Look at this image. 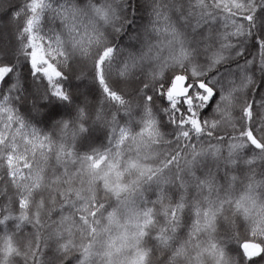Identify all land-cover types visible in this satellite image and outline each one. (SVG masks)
Here are the masks:
<instances>
[{"label":"snow or ice","instance_id":"6c2138e0","mask_svg":"<svg viewBox=\"0 0 264 264\" xmlns=\"http://www.w3.org/2000/svg\"><path fill=\"white\" fill-rule=\"evenodd\" d=\"M0 264H264V0H0Z\"/></svg>","mask_w":264,"mask_h":264}]
</instances>
